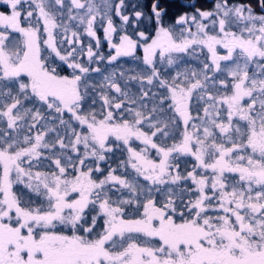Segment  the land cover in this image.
<instances>
[{
    "label": "snow or ice",
    "instance_id": "snow-or-ice-1",
    "mask_svg": "<svg viewBox=\"0 0 264 264\" xmlns=\"http://www.w3.org/2000/svg\"><path fill=\"white\" fill-rule=\"evenodd\" d=\"M0 264H264V0H0Z\"/></svg>",
    "mask_w": 264,
    "mask_h": 264
}]
</instances>
